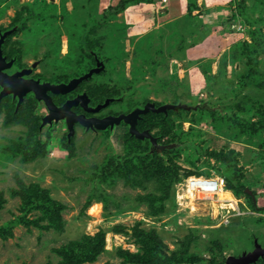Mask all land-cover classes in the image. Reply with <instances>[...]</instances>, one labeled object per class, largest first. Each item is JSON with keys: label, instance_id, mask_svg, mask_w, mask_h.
<instances>
[{"label": "rangeland", "instance_id": "1", "mask_svg": "<svg viewBox=\"0 0 264 264\" xmlns=\"http://www.w3.org/2000/svg\"><path fill=\"white\" fill-rule=\"evenodd\" d=\"M158 1L0 0V32L12 31L4 54L16 60L9 72L32 69L42 83H69L95 68L94 54L105 70L70 94L86 92L98 104L107 101L102 89L114 91L102 115L149 102L206 107L143 115L140 128H153L169 149L150 158L151 179L134 172L130 185L126 174L116 177V156L146 153L124 122L79 128L69 140L62 121L41 128L40 101L7 124L15 101L5 97L0 264H227L256 243L264 248V0L146 8ZM109 159L115 175L108 178L100 169ZM217 176L226 180L225 197L187 188L191 177ZM117 226L128 231L116 233ZM134 227L155 231L163 246L141 243Z\"/></svg>", "mask_w": 264, "mask_h": 264}, {"label": "water", "instance_id": "2", "mask_svg": "<svg viewBox=\"0 0 264 264\" xmlns=\"http://www.w3.org/2000/svg\"><path fill=\"white\" fill-rule=\"evenodd\" d=\"M12 31L5 33L0 32V104L3 98L12 95L14 98H18L17 108H19L24 102L25 98L29 94H33L38 101H43L49 111V114L44 117L41 128L46 125H52L53 122H60L64 120L68 126L69 140L75 134V124L79 123L86 129L94 127L97 130L104 131L108 128L113 129L116 125H120L122 122L129 126V132L132 136L140 139H150L155 148L163 149V146L158 144L156 137L150 133L149 130L140 131L137 127L139 120L143 115L150 112L153 113H165L167 114L170 110L178 111L180 109L191 111L192 109L197 110V107H191L184 104H164L159 107L155 103H147L144 108H137L131 113L121 114L119 116H108L103 119L95 117L88 118L85 114H77L73 111L74 107L80 106L90 113L99 112L100 110L109 106L115 99H107L103 104H99L97 107L92 108L89 106L90 98L87 93L78 95L75 99H70L62 106H57L53 97L48 93L51 92L57 96H65L76 90V88L84 81L90 79L95 73H100L105 70V64L101 60H97V67L91 69L85 75L72 79L69 83L54 84L50 82L42 83L40 80L33 78H26L32 74V69H23L15 74L9 75L5 70L9 69L13 65V61L7 63V58L3 52V43L8 35ZM260 258H264V248L256 243V248L253 252L240 257H228L227 264H254Z\"/></svg>", "mask_w": 264, "mask_h": 264}, {"label": "trees", "instance_id": "3", "mask_svg": "<svg viewBox=\"0 0 264 264\" xmlns=\"http://www.w3.org/2000/svg\"><path fill=\"white\" fill-rule=\"evenodd\" d=\"M258 34H259L258 36H264V34H262L261 31H258ZM102 92H103V95H104L105 99H107V98H114L115 95H116V93H114V91H111V90L109 91L108 89H102ZM36 101L37 100L34 97H28V98L25 99V101L22 103V105L18 109H17V106H16V104L14 102L13 103L12 112H11L12 116L9 119V121L7 122V124H9V123H15L16 121L24 120L25 118H27L29 116V113L31 112L32 104L34 102H36ZM156 106H158V105H156ZM182 110H184V109H180L178 111H182ZM192 110H194V109H192ZM197 110H206V107H199ZM178 111L170 110L169 112H178ZM186 111H188V110H186ZM150 113H153V112H150ZM153 114H156V115L157 114L158 115H161V114L166 115L165 113H153ZM142 122H143V120L140 123H142ZM140 123L138 125V129L139 130H142L140 128ZM152 127H153V125H152ZM252 127H253V129H252ZM252 127H251V130L253 132H256V130H257L258 127L255 124ZM147 130H149L150 133H152L153 128L147 127ZM128 136H129L130 140L131 139L134 140L133 142H136L137 145L144 144L143 149H144V151H145L146 154H141V153H138L137 152L136 155L133 154L130 157L129 156V151H126V153H128L127 155H123V156L119 155V156H116V177H120L121 175H124L125 176V174H126V176L128 177L127 178V182L129 184L132 182V183H134L136 185L137 183H135V181H133L131 179L132 177H134L132 175V173L135 172L136 173L135 175L145 176V177H147L146 178L147 180L151 179L154 176L153 173H151V171L149 173H146L149 169L152 170L151 167H153L152 164H154V163H152L150 161H151V159L154 160L159 155V152H161L162 150L159 149V148L158 149L155 148L150 139L140 140V139L132 136L130 134V132H129ZM153 136L157 138L158 144L160 146H165V147H167L165 149H169L168 148L169 147L168 143L167 144L161 143L160 136H158L156 134H153ZM129 144L131 145V143H129ZM129 148H131V147L128 146V149ZM163 151H164V149H163ZM165 151H168V150H165ZM138 155H140V158L139 157H136ZM142 155H144V156H142ZM137 158H139L140 162L137 160ZM140 163H142V164L140 165ZM114 164H115L114 161L111 160V159H109V161H107V164H105V165H103L101 167V169H100L101 173L102 174H106L107 173V177L108 178L111 177V176H114L115 173L112 172V170H111L112 169V166ZM130 166L136 168L137 170L136 171L130 170V168H131ZM124 167L126 168L125 171L122 170ZM158 169H159L158 171H161V168L158 167ZM122 171L125 172V173H123ZM120 173H122V174H120ZM164 190H165V195H166L165 198H167L170 195V191H169L168 188H164ZM165 198L164 199L160 198V200L162 202H164ZM91 205H92V203L90 205L88 203V204H86L84 206V208L87 209ZM161 207L163 208V204H162ZM161 210H162L161 208L159 209L157 207V209L155 211L156 212H159ZM114 230H115L114 232H116V233H121L123 230L128 231V229H126V227H123V226H117L116 228H114ZM132 233H133V235L137 236L138 240L141 243H146V242H149L150 241V244L152 243L154 245V243H155L156 248H160V247L163 246V243H162L161 239L158 238L157 233L155 231H148L147 232V231H145L143 229L142 230L139 229L138 227H134V228H132ZM100 234H101V237H102V241H104V238H105L104 237V234L105 233L102 231ZM86 240H89V238H87ZM93 241L95 242L96 240L93 239ZM94 242H92V243H94ZM135 256L137 257V256H140V255L138 253Z\"/></svg>", "mask_w": 264, "mask_h": 264}, {"label": "flooded vegetation", "instance_id": "4", "mask_svg": "<svg viewBox=\"0 0 264 264\" xmlns=\"http://www.w3.org/2000/svg\"><path fill=\"white\" fill-rule=\"evenodd\" d=\"M3 52H4V50H3ZM92 53V52H91ZM5 55V54H4ZM94 57H95V60H96V66H95V68L97 67V60H98V58L96 57V55H94V54H92ZM7 58V57H6ZM11 61H13V65H12V67L11 68H9V69H7V70H5V72L6 73H8L9 75H12V74H15V73H17V72H19V71H21V70H15V71H13V72H9V70L10 69H12L14 66H15V62H16V60L14 59V58H11V59H8L7 58V63H10ZM94 69V68H93ZM32 75V74H31ZM26 78H32L31 76H27ZM34 79V78H33ZM64 83V82H63ZM68 83V82H67ZM55 84H57V83H55ZM79 89V88H78ZM52 97H53V100H54V98H55V96L56 95H54V94H52L51 92H48ZM86 93V92H85ZM82 93H80V92H78L77 94L75 93V94H70L69 96H64L65 97V100L62 102V103H59V104H57V106H62V105H64V103L66 102V101H68V100H72V99H75L78 95H81ZM9 96H11L12 97V99H13V101H15L16 102V106H17V104H18V98H14L12 95H9ZM32 97H34V95H31ZM89 96V95H88ZM28 98V97H27ZM35 98V97H34ZM89 98H90V96H89ZM4 99V98H3ZM2 99V100H3ZM36 99V98H35ZM107 99H114V98H107ZM37 100V99H36ZM38 101V100H37ZM41 103H43V105L45 106V108L47 109V107H46V105H45V103L43 102V101H40ZM105 102V101H104ZM103 102V103H104ZM103 103H98V104H94L93 103V101H92V98H90V103H89V106L90 107H92V108H95V107H97L99 104L101 105V104H103ZM109 107V106H108ZM18 109V108H17ZM105 109H107V107L106 108H104V109H102V110H100L99 112H92V113H90V112H86L82 107H81V105L80 106H77V107H74L73 108V111H75L77 114H85L88 118H91V117H95V118H98V119H103V118H106V117H108V116H118V115H114V114H106V115H102V112L105 110ZM49 114V111H48V109H47V113L42 117V122H43V119H44V117L45 116H47ZM144 118H143V116H142V118L139 120V122H138V125H139V123L143 120ZM62 122L65 124V126L67 127V131H68V134H69V129H68V126H67V124H66V122L64 121V120H62ZM127 125V124H126ZM138 125H137V127H138ZM75 130L77 129H79V128H81V129H83L84 131H94V132H98V131H100V130H97V129H95L94 127H92V128H90V129H86L84 126H82V125H80L79 123H76L75 124ZM127 127L129 128V126L127 125ZM114 129V128H113ZM145 130H147V129H142V130H140V131H145Z\"/></svg>", "mask_w": 264, "mask_h": 264}, {"label": "built area", "instance_id": "5", "mask_svg": "<svg viewBox=\"0 0 264 264\" xmlns=\"http://www.w3.org/2000/svg\"><path fill=\"white\" fill-rule=\"evenodd\" d=\"M166 1L164 0V2ZM226 185V180L218 176L213 178L191 177L188 180L187 188L199 192L200 195L212 198V196L218 195Z\"/></svg>", "mask_w": 264, "mask_h": 264}, {"label": "crops", "instance_id": "6", "mask_svg": "<svg viewBox=\"0 0 264 264\" xmlns=\"http://www.w3.org/2000/svg\"><path fill=\"white\" fill-rule=\"evenodd\" d=\"M166 2H168V0L166 1ZM186 4V1L185 0H182V1H180V0H176L175 2H174V4H173V6L176 4V6H178V8L179 7H181L182 6V4ZM164 4V1L162 0V1H158V2H151V3H149V4H145L146 5V8H148V9H151V8H160V7H164L165 5H163ZM169 5H171V2L169 3Z\"/></svg>", "mask_w": 264, "mask_h": 264}, {"label": "bare ground", "instance_id": "7", "mask_svg": "<svg viewBox=\"0 0 264 264\" xmlns=\"http://www.w3.org/2000/svg\"><path fill=\"white\" fill-rule=\"evenodd\" d=\"M236 18V17H235ZM239 33V32H238ZM227 193V191H222L221 193H220V195L221 196H219V197H225L224 195ZM228 194V193H227ZM226 194V195H227ZM191 197V196H190ZM227 197V196H226ZM232 197V196H231ZM228 199V198H227ZM221 200V199H220ZM229 201V200H228ZM99 205L97 204L96 206H93L92 208H91V213H97V212H99Z\"/></svg>", "mask_w": 264, "mask_h": 264}]
</instances>
